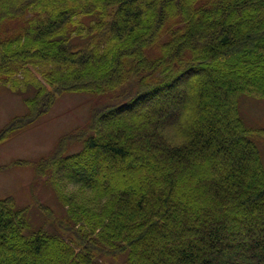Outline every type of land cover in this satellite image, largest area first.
<instances>
[{
    "label": "trees",
    "instance_id": "16d2710c",
    "mask_svg": "<svg viewBox=\"0 0 264 264\" xmlns=\"http://www.w3.org/2000/svg\"><path fill=\"white\" fill-rule=\"evenodd\" d=\"M29 79L0 141L57 93L105 100L40 168L77 185L55 231L0 197V264H264V128L239 108L264 98V0H0V85Z\"/></svg>",
    "mask_w": 264,
    "mask_h": 264
},
{
    "label": "rangeland",
    "instance_id": "374dc122",
    "mask_svg": "<svg viewBox=\"0 0 264 264\" xmlns=\"http://www.w3.org/2000/svg\"><path fill=\"white\" fill-rule=\"evenodd\" d=\"M33 71L41 78L36 70ZM31 80L19 85H0V132L16 117L31 112L26 101L36 94V86ZM54 98L46 112L0 141V197H9L17 207L27 208L26 218L31 228L42 227L49 231H55L58 228L56 219L66 214L57 184L62 183L66 194L75 191L77 185L64 180L59 182L54 162L53 168L48 165L47 171H40V168L46 161L51 162L60 149L67 153L80 149L82 139L79 136L88 128L92 109L105 100L100 95L69 91L57 93ZM239 108L247 126L264 128V98L243 94ZM174 117L175 113L171 112L164 120L170 121ZM81 131L70 139L71 134ZM63 139L66 143L60 147ZM261 145L264 161V141ZM238 153L236 150L233 159H238Z\"/></svg>",
    "mask_w": 264,
    "mask_h": 264
}]
</instances>
